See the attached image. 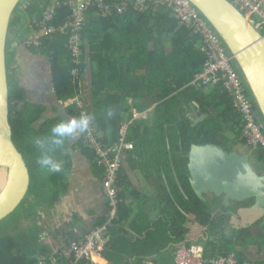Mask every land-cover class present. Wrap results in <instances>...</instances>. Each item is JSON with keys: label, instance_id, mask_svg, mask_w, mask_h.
Listing matches in <instances>:
<instances>
[{"label": "trees", "instance_id": "16d2710c", "mask_svg": "<svg viewBox=\"0 0 264 264\" xmlns=\"http://www.w3.org/2000/svg\"><path fill=\"white\" fill-rule=\"evenodd\" d=\"M28 2L25 10L22 11L21 3L15 11L7 55L9 120L13 142L26 162L31 181L24 200L26 203L23 202L24 207L20 211L21 217L23 215L27 220L37 206L43 210L53 206L61 192L66 190L68 171L73 165L72 156L65 152L70 143L67 131L63 135L53 132L58 125H63L67 130L69 123L62 116H44L46 107L43 103L27 96L17 77L19 66L13 64L17 53L9 51L11 37L15 41L26 37L19 31H23V18L28 17L29 22L43 19L52 0ZM69 16V8L62 4L50 23L60 26ZM68 36L55 34L44 39L42 49L29 48L32 53L43 54L49 59L55 93L59 100L65 102L81 91L79 83L74 84L71 75L76 64L67 47ZM82 38L84 52L85 40H88L91 48L94 125L102 134L103 143L116 142L121 124L132 119V108L141 113L153 108L147 120L135 121L129 129L128 138L135 144V150L127 155V161L149 181L156 182L159 189L157 199L153 203L145 202L144 208H139L131 223L140 239L133 242L123 236L127 233L123 231V225L134 214V210L124 202L126 195L130 193L135 200L141 197L128 177L124 174L121 176L119 186L122 192L119 197L122 203L118 219L109 227L110 234L115 238L112 240V250L105 254L107 261L113 254L115 257L121 254L143 261L170 247L175 252L179 245H188L194 240L205 242L203 253L207 259L237 253L239 262L246 261L232 245L237 244L236 236L247 231H222L224 221L213 220L208 208L195 197L189 185L187 155L191 146L209 144L230 151L232 148L228 144L244 142L241 115L235 113L228 93L220 85L212 86L213 90L207 95L190 86L207 61V56L200 49V33L194 34L180 25L167 7L155 8L150 5L143 12L130 8L123 15L109 18L99 17L97 9H93L87 18ZM78 67L82 74L85 63ZM245 94L249 96L246 88ZM193 103L196 106L194 110L206 116L196 126L192 125L187 115ZM53 110L58 111L56 107ZM65 110L73 118L79 116V110L73 104ZM224 130L231 132L233 139H227ZM56 139L62 140V143L57 145L54 143ZM77 145L82 155L92 163L95 157L90 147L82 139ZM44 156L51 157L59 164L65 162V166L58 172H51L39 162ZM254 156L258 163L264 165V151L258 148ZM44 170L51 174L42 175ZM46 174L49 176L44 177ZM27 198L30 202H27ZM149 212L159 216L157 221L151 220ZM27 228L16 223L15 234L0 236V264H37L39 258L55 257L61 251L62 246L57 241L58 231H53L45 241H41V232L36 225ZM210 235L214 240H209ZM50 247H53L52 251Z\"/></svg>", "mask_w": 264, "mask_h": 264}, {"label": "water", "instance_id": "95a60500", "mask_svg": "<svg viewBox=\"0 0 264 264\" xmlns=\"http://www.w3.org/2000/svg\"><path fill=\"white\" fill-rule=\"evenodd\" d=\"M23 1L0 0V169L5 170V180L0 187V222L11 216L23 204L31 182L26 162L13 142L9 120L7 58L9 33L15 11ZM187 1L219 36L230 62L249 92L258 111L256 116L259 115L260 124L264 128V35L231 0ZM90 50V44L85 40V69L81 74V92L95 124L94 70ZM18 54L16 65L19 63L26 75L30 74L31 69L37 78L43 80L44 91L49 93L46 100H41L46 107L44 116L50 118L62 116L71 128L77 119L66 112L65 103L59 100L55 93L52 64L49 59L43 54L32 53L25 45H21ZM50 107H56L58 111H50ZM194 115L195 124L206 118L199 112ZM67 133L71 138L67 152L72 155L73 165L77 168L85 165L91 170L89 161L82 155L80 149L75 151L71 149L80 139L79 129ZM252 151V148L246 152L234 148L228 152L219 146L208 144L191 146L187 155V171L192 193L208 208L211 216L214 211L213 205H218L220 219L224 221L223 228L237 232L264 221V165L257 162ZM123 168L134 184L138 185L129 167L127 155H123ZM72 169L75 170L73 167ZM93 179L99 182L97 178Z\"/></svg>", "mask_w": 264, "mask_h": 264}, {"label": "built area", "instance_id": "2783aa9c", "mask_svg": "<svg viewBox=\"0 0 264 264\" xmlns=\"http://www.w3.org/2000/svg\"><path fill=\"white\" fill-rule=\"evenodd\" d=\"M247 17L256 29L264 35V0H231ZM70 10L68 20L60 26L50 22L54 19L56 10L60 5ZM150 5L155 8L165 6L173 12L180 25L185 26L194 34L202 36L201 52L207 56L201 72L196 74L190 86L197 88L220 85L231 97L234 108L240 113L244 131L243 140L250 148L264 151V132L260 119L256 116L255 106L249 96L245 94V87L238 72L230 62L227 52L217 33L206 23L203 17L191 6L187 0H52L47 6L44 18L31 21L32 32L23 40L27 48H41L45 38L55 34L68 36L67 47L71 52L72 61L76 64L71 71L74 84L81 87V71L78 65L84 62L85 54L82 32L87 18L93 9H97L99 17L109 18L113 15H123L128 9L143 12ZM73 105L79 110V120L82 116H90L87 103L82 92L75 94L71 99ZM71 104V105H72ZM151 111L139 112L132 110V119L121 124L117 140L114 144L102 141L93 120L91 119L87 131L80 132V140L84 141L94 153L95 160L91 165L102 173V191L107 202L108 213L106 222L84 234L79 240L70 242L57 254L56 258L48 260L41 257L37 264H97L103 256L105 248L109 245L111 234L109 227L118 219L119 207L122 203L119 195L122 192L119 186L123 172V155L135 150V144L129 141L128 132L135 121L147 120ZM91 117V116H90ZM90 163V162H89ZM174 264H264V262H239L234 254L215 259L204 257L203 249L199 246L181 244L174 252Z\"/></svg>", "mask_w": 264, "mask_h": 264}, {"label": "crops", "instance_id": "0c3cea01", "mask_svg": "<svg viewBox=\"0 0 264 264\" xmlns=\"http://www.w3.org/2000/svg\"><path fill=\"white\" fill-rule=\"evenodd\" d=\"M16 56L18 61V52ZM19 68L21 69V75L24 74V76L26 77L19 79V82L21 86L25 89L27 96L30 99L39 100L40 102L41 100H46L49 97V93L47 91H44L43 80L39 77L37 78L34 72L31 71V69L30 74L28 73L26 75L24 69H22L20 66ZM129 103L133 107V102L130 101ZM53 109L54 107H52L50 111L55 112ZM132 109L134 110V108ZM89 165L91 170L88 169L85 165L80 168H77L75 167V165H72L75 170L71 169L70 171H68V177L66 180V190L62 191L59 195V198L56 201L57 204L55 205L53 203V206L48 209L50 210L54 207L58 209V206L61 209L59 213L56 214L57 216L53 221L54 229L46 227L50 223H44L45 226L43 228L45 229L39 235L41 241H45V239H47L46 237L56 230L59 233V238L57 239V241L63 248L66 247L70 242L79 240L84 234H88L93 229L103 225L106 222L108 207L101 186L102 174H100V171L95 169L99 173V177H97L96 172H94L92 169L91 163H89ZM129 167L132 170L134 178L137 181L138 185L134 184L132 178L129 177L127 171L124 168L122 176L124 174L128 177V181L135 188L137 193L140 195L141 199L139 197L136 198V200L131 198L130 193L126 195L124 202L128 207L134 210V214L131 216L130 220H128L123 225V231L127 232L125 233L126 235L123 236L129 238L133 242H136L140 238L132 229L131 223L135 219L136 212L139 210V208H144L143 205L145 202L153 203L156 201L159 189L156 187V182H153L152 180L149 181V179L141 171L133 169L131 164L129 165ZM87 169L89 171H87ZM93 178H97L99 182H97ZM146 211L148 212V208ZM212 214L213 220H220L221 216L218 211L215 210ZM148 215L150 216L152 221H157L159 217L155 212H149ZM42 220H44V218ZM40 225L41 224H38L37 226L39 227ZM225 230L229 231L232 229H226L224 227L222 231ZM209 237V240H214V237H212V235H210ZM114 238L115 236L111 235L110 243L105 248L103 252L104 254L97 264H174L173 247L166 249L165 251L161 252V254L156 255L155 257L148 258L143 261H140L138 258H131L127 255L121 256V254H119L117 257H115L113 254L110 258H113L114 260L109 258V260L111 261H107L105 254L106 252L109 253L112 250V240ZM191 243L199 246L201 249L204 248L205 244V242L203 241L198 242L196 240L192 241ZM52 248L53 247L49 248L50 251L53 250ZM242 250H246V248L239 249L237 251L242 253ZM249 250L251 253H242L244 256L243 258H245L246 261L252 260L253 262H259V260H261V262H264V249L249 245ZM250 255L251 257H249ZM56 256H48L46 257V259L52 260L56 258Z\"/></svg>", "mask_w": 264, "mask_h": 264}, {"label": "rangeland", "instance_id": "374dc122", "mask_svg": "<svg viewBox=\"0 0 264 264\" xmlns=\"http://www.w3.org/2000/svg\"><path fill=\"white\" fill-rule=\"evenodd\" d=\"M28 4H29L28 0H24L23 1L22 7H21L22 11L26 9V7L28 6ZM23 19H24V20H22L23 21V23H22V25H23V31L22 32H21V30H19V31H20V34L21 35L23 33L27 37V36H29L31 34V31H30V22H29V18L28 17H24ZM26 37L19 38L16 41L11 37L10 39L12 40V43L10 44L9 51L11 53H13L15 51H16V53L17 52L20 53V47H21V45H25L23 43V40L21 42V39L24 38V41H25V38ZM15 60H17V56L15 57ZM15 60H14V63L13 64H15ZM17 77H18V80L19 79H22V78H26L24 76V74L21 75V69L20 68H18V76ZM211 91H212V89H211ZM209 92H210V88L207 89V92L206 93H209ZM50 109H51V107H50ZM189 109H190V111H195L193 108H189ZM152 110H153V108L151 110H149V111H152ZM224 135L227 138H229V139H233V134L231 132H229V131H225L224 130ZM228 146H230V145H228ZM64 163L65 162H61L60 163V166L63 167L65 165ZM92 169H93L94 172H96L97 177H99V174L95 170V168H94L93 165H92ZM45 173L51 174L50 171L48 172V170H44V172H42V175L45 174ZM47 174L44 175V177L45 176L46 177L49 176ZM158 184L159 185H162V183H158ZM48 196H50V194H48ZM27 200H28V198H27ZM27 202H30V201L28 200ZM24 203H26V201ZM24 203H23V206H21L20 209L15 213L16 215L13 214L11 217H9V218L5 219L4 221L0 222V236L7 235V234H10V235L15 234V231L14 230L16 229V223H17V225L22 226L23 228H27V227L29 228L30 226H33V225H36V227H38L37 225L38 224H41L38 227L40 229V232L41 233L45 229V228H43L45 226V224H49L50 223L46 227L47 228L54 229L53 228V221H54V219L57 216L56 214L59 213V211L61 210L58 205H57L58 206V209L56 207H54L53 209H50V210H43L41 208V206H37L35 208L34 212H32L30 218L27 220V219L24 218L23 215L21 217V214H20L21 213L20 212L21 209L24 207ZM54 204L56 205L57 202L54 203ZM212 209L214 211L215 210L218 211V212L220 211L219 210L220 208L216 204L213 205V208ZM20 218H21V220H20ZM43 218H44V220H42ZM19 220H20V222L18 223ZM253 227H251V228H249L247 230H244V231H247L246 233L235 237V240L237 241V244H236V246L235 245H232V247H233L234 250H239V249L246 248V250H242V251L251 253L250 250H249V245L256 246L257 248H260V249H264V221L259 222L258 225H254ZM228 234H230V233L227 232L226 235L229 236ZM237 257H238V254L236 253L235 254V258L237 259ZM249 257H251V255Z\"/></svg>", "mask_w": 264, "mask_h": 264}, {"label": "clouds", "instance_id": "9594fccd", "mask_svg": "<svg viewBox=\"0 0 264 264\" xmlns=\"http://www.w3.org/2000/svg\"><path fill=\"white\" fill-rule=\"evenodd\" d=\"M91 117L90 116H82L79 120L75 121L72 124L71 128H68L67 130L63 125H58L53 128V132L59 135H63L66 131L72 132L75 131L76 129H79L81 133L87 131L90 122H91ZM39 143V141H38ZM57 145L62 143V140L56 139L54 141ZM40 164L44 167H47L51 172H58L60 171V164L57 163L55 160H53L51 157L44 156L40 161Z\"/></svg>", "mask_w": 264, "mask_h": 264}, {"label": "flooded vegetation", "instance_id": "af4514ba", "mask_svg": "<svg viewBox=\"0 0 264 264\" xmlns=\"http://www.w3.org/2000/svg\"><path fill=\"white\" fill-rule=\"evenodd\" d=\"M212 86H205L204 88H202V87H197V88H195V89H199V90H202L203 91V93L205 94V95H207V94H209L210 92H211V88ZM210 88V92L209 93H206L207 92V89H209ZM213 90V89H212ZM229 95V94H228ZM229 97H230V95H229ZM230 99H231V97H230ZM231 101H232V99H231ZM64 103H65V108H67L69 105H71L72 104V102H71V99L69 100V101H67V102H65V101H63ZM195 103H193V109H194V105ZM232 106H233V101H232ZM196 107V106H195ZM233 109H234V111H235V113H237L238 115H240V113H238V111L234 108V106H233ZM190 110V109H189ZM196 113V111H190L189 112V114H187L188 116H190V120H191V122H192V125L193 126H196L197 124H195L193 121L196 119V117H195V114ZM203 116H205V115H203ZM77 119V118H76ZM206 119V118H205ZM200 123V122H199ZM240 123H241V125H242V127H243V122H242V119H241V116H240ZM243 131H244V127H243ZM242 134H243V132H242ZM234 137V136H233ZM227 139H229V138H227ZM242 140H243V138H242ZM78 141H80V139L78 140ZM78 141H77V143H75L72 147H71V149L73 150V151H75L76 149H80L79 148V146L77 145L78 144ZM70 142H71V138H70ZM70 144V143H69ZM228 145H230V147L232 148V149H230V151L231 150H233L234 148H239L240 149V151H242L243 150V152H246L247 150H249L250 149V146H249V144L248 143H246V141L244 140V142L243 143H241V142H235V143H232V144H228ZM225 151H227L226 149H224ZM256 150L257 149H254L252 152H253V154H255V152H256ZM66 152V154H68V155H71V154H69L68 152H67V150L65 151ZM228 152H229V150H228ZM189 153V152H188ZM72 156V155H71ZM65 164V163H64ZM65 166V165H64ZM245 204H247V203H245ZM244 204V205H245ZM243 205V206H244ZM259 224V223H258Z\"/></svg>", "mask_w": 264, "mask_h": 264}, {"label": "bare ground", "instance_id": "6f19581e", "mask_svg": "<svg viewBox=\"0 0 264 264\" xmlns=\"http://www.w3.org/2000/svg\"><path fill=\"white\" fill-rule=\"evenodd\" d=\"M4 174H5V170L3 168L0 169V187L1 185L4 183Z\"/></svg>", "mask_w": 264, "mask_h": 264}]
</instances>
